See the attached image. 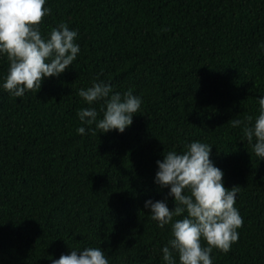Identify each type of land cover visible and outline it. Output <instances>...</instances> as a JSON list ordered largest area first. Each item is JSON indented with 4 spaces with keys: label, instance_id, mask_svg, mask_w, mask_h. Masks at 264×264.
<instances>
[{
    "label": "trees",
    "instance_id": "obj_1",
    "mask_svg": "<svg viewBox=\"0 0 264 264\" xmlns=\"http://www.w3.org/2000/svg\"><path fill=\"white\" fill-rule=\"evenodd\" d=\"M45 6L42 34L65 23L80 52L22 98L0 88V264H50L49 255L84 246L103 249L110 264H165L170 225L158 227L144 202L167 197L154 183L156 161L192 140L212 144L225 186L240 188L238 239L227 253L214 248L213 264H264V158L242 125L231 126L257 115L264 93V0ZM6 69L0 58V77ZM94 79L142 97L124 132H76L77 110L90 106L78 89Z\"/></svg>",
    "mask_w": 264,
    "mask_h": 264
},
{
    "label": "clouds",
    "instance_id": "obj_2",
    "mask_svg": "<svg viewBox=\"0 0 264 264\" xmlns=\"http://www.w3.org/2000/svg\"><path fill=\"white\" fill-rule=\"evenodd\" d=\"M47 0H0V58L7 69L0 77V88L12 97L22 98L30 90H39L44 78L58 76L72 65L80 52L78 31L60 23L42 34L40 23L50 9ZM264 49V41L258 43ZM257 98L258 114L231 119L232 127H242L243 135L254 155L264 158V93ZM78 95L90 105L77 110L84 135L99 129L100 133L124 132L138 113L142 97L129 89L113 91L104 80L94 79ZM99 104V111L91 106ZM211 145L192 140L182 151L169 150L157 160L154 183L167 188L174 200L169 208L164 200H145L150 219L163 228L170 225L171 237L160 249L165 264H213V249L227 253L238 239L237 229L243 220L236 200L240 188L226 187L223 170L210 159ZM181 217L180 219H174ZM202 241L205 242L202 244ZM70 247V246H69ZM71 251L53 259L50 264H110L100 247H70ZM178 258V259H177Z\"/></svg>",
    "mask_w": 264,
    "mask_h": 264
}]
</instances>
